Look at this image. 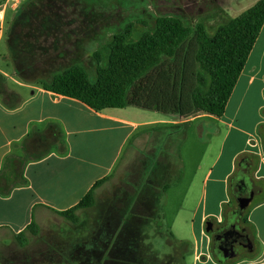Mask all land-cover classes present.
<instances>
[{
    "label": "crops",
    "instance_id": "0c3cea01",
    "mask_svg": "<svg viewBox=\"0 0 264 264\" xmlns=\"http://www.w3.org/2000/svg\"><path fill=\"white\" fill-rule=\"evenodd\" d=\"M159 1L181 11L173 16H182L184 21L185 10L208 30V26L227 23L258 0L247 7H241L243 0ZM6 15L0 4V45ZM8 56L9 50L0 51V234L8 231L16 236L42 212L65 211L78 204L97 181L112 175L132 153L135 158L142 154L146 158L142 144L148 142V131L154 132L155 147L164 136L173 148L179 138L173 130L206 117L213 120L211 137L186 195L193 199L191 193L196 192L198 198L190 217L191 238L184 239L191 241L195 264L202 262L201 256L213 260L206 223L209 218L221 220L225 210L235 208L231 204L232 179L240 164L248 168L245 174L256 185L245 211L264 192V130L260 131L264 120V24L220 117L200 114L185 119L163 113L172 116L168 117L136 106L96 111L76 98L45 89L44 82L20 79ZM164 125L170 135H163ZM15 170L17 178L13 177ZM245 215L252 224L254 249L216 264H264V199ZM257 240L261 246L254 253Z\"/></svg>",
    "mask_w": 264,
    "mask_h": 264
},
{
    "label": "rangeland",
    "instance_id": "374dc122",
    "mask_svg": "<svg viewBox=\"0 0 264 264\" xmlns=\"http://www.w3.org/2000/svg\"><path fill=\"white\" fill-rule=\"evenodd\" d=\"M252 1L243 0L241 7ZM0 4L7 10L0 51L9 50L8 63L15 66L20 79L36 83L50 80L55 72L76 62L85 65L94 80L93 52L99 49L107 55L113 35L128 21H136V39L154 28L158 16L181 12L159 0H0ZM182 15L187 25L194 28L198 23L185 10ZM225 21L208 26L209 33L214 34ZM212 123L206 117L173 130L179 137L173 148L164 136L155 147L154 132L148 131V142L142 144L146 158L144 154L135 158L132 153L124 159L96 188L92 206L69 216L56 210L42 212L35 220L38 234L27 231L25 243L3 231L0 264H195L192 249L180 240L191 238L190 217L198 198L196 192L191 193L193 199L186 195L211 137ZM167 128L163 126V135L170 131ZM247 170L240 164L237 176ZM18 176V171L13 173L14 178ZM237 176L232 179L233 190ZM232 194L236 200L237 192ZM262 199L264 192L246 214ZM194 226L198 233L199 223ZM208 235L211 244L209 231ZM260 246L257 240L254 253ZM209 249L213 260L201 256L199 264L221 263L211 245Z\"/></svg>",
    "mask_w": 264,
    "mask_h": 264
},
{
    "label": "trees",
    "instance_id": "16d2710c",
    "mask_svg": "<svg viewBox=\"0 0 264 264\" xmlns=\"http://www.w3.org/2000/svg\"><path fill=\"white\" fill-rule=\"evenodd\" d=\"M263 24L264 0L220 25L213 35L203 23L193 28L180 17L161 15L153 29L134 39L136 21L131 20L113 35L107 55L99 49L93 52L94 80L85 65L76 62L55 72L43 87L96 111L136 106L185 119L220 117ZM106 179L97 181L78 204L59 212L69 216L92 206L96 188ZM235 201L232 197L231 204ZM27 231L38 234V223L33 220L16 238L25 243ZM180 241L191 248V242Z\"/></svg>",
    "mask_w": 264,
    "mask_h": 264
},
{
    "label": "flooded vegetation",
    "instance_id": "af4514ba",
    "mask_svg": "<svg viewBox=\"0 0 264 264\" xmlns=\"http://www.w3.org/2000/svg\"><path fill=\"white\" fill-rule=\"evenodd\" d=\"M237 206L224 212L222 219L209 218L206 227L211 238L213 255L218 261L236 259L243 252L254 249V236L245 215V207H241L242 196L255 191V181L250 174H242L235 184ZM249 196V197H250ZM247 197V198H249Z\"/></svg>",
    "mask_w": 264,
    "mask_h": 264
},
{
    "label": "water",
    "instance_id": "95a60500",
    "mask_svg": "<svg viewBox=\"0 0 264 264\" xmlns=\"http://www.w3.org/2000/svg\"><path fill=\"white\" fill-rule=\"evenodd\" d=\"M250 195L249 194H244L243 196H242V201H241V207L243 208V207H246L247 205H248V203L250 202V199H251V196L249 197ZM247 197H249V198H247ZM208 230V229H207Z\"/></svg>",
    "mask_w": 264,
    "mask_h": 264
}]
</instances>
